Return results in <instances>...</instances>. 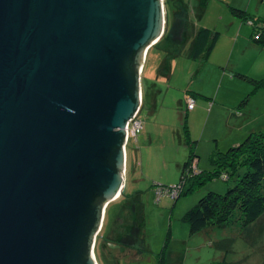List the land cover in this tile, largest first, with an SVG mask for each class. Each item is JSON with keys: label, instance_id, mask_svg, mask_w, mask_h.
<instances>
[{"label": "water", "instance_id": "1", "mask_svg": "<svg viewBox=\"0 0 264 264\" xmlns=\"http://www.w3.org/2000/svg\"><path fill=\"white\" fill-rule=\"evenodd\" d=\"M163 0H0V264H97Z\"/></svg>", "mask_w": 264, "mask_h": 264}, {"label": "rangeland", "instance_id": "2", "mask_svg": "<svg viewBox=\"0 0 264 264\" xmlns=\"http://www.w3.org/2000/svg\"><path fill=\"white\" fill-rule=\"evenodd\" d=\"M166 1L163 34L147 50L140 74L142 129L136 141L127 143L122 194L104 210L94 258L97 264H264V216L243 228L236 211L231 225L193 236L183 220L208 192L224 194L233 187L244 169L228 181L188 182L176 201L164 196L156 202L154 193L180 181L192 147L201 155L197 171L209 173L216 170L209 154L224 153L264 131V90L236 77L264 78V46L251 40L253 30L246 23L240 34L241 20L230 14V8L250 5L249 14L264 20V0H207L199 19V0H185L187 12L180 6L176 12ZM195 28L219 33L205 61L187 56ZM157 70H169L167 79L157 80ZM186 95L195 100L194 112L186 113ZM244 99L246 112L238 108ZM243 123L248 127L240 134Z\"/></svg>", "mask_w": 264, "mask_h": 264}, {"label": "trees", "instance_id": "3", "mask_svg": "<svg viewBox=\"0 0 264 264\" xmlns=\"http://www.w3.org/2000/svg\"><path fill=\"white\" fill-rule=\"evenodd\" d=\"M166 5L174 7L176 12L177 6H180L186 12L189 7L185 0H167ZM206 5L207 0L198 1V14H196L198 19L202 16ZM230 14L246 24L252 22V41L255 44L264 46L263 19H252L243 10L235 8H230ZM184 23L187 29L190 22L185 20ZM218 37V32L203 28L196 29L190 42L187 56L191 60H207L214 49ZM168 74L169 70H157L154 72L157 80L167 79ZM236 77L251 84L255 90H264V78L254 80L243 74H236ZM245 102L246 99L242 100L239 107H242ZM195 158L196 155L192 147L191 153L181 168L180 181L176 185L183 184L182 187L184 188L188 182H192L194 185L202 184L200 183L201 180L208 181L214 178H221L222 175H226V181H228L237 171L244 169V172L241 175H237L235 185L228 188L224 194L208 192L199 199L195 206L186 212L183 220L187 223L191 236L207 231L212 227L224 228L231 225L236 211L240 214L237 220L240 221V225L243 228L255 223L264 216V131L249 134L243 142L237 146L230 147L224 153L213 154L210 158V163L216 165V170L213 172L198 171L193 173L191 166ZM183 188L177 199L182 195ZM190 190L191 188H189L188 192ZM135 196L139 197L136 194ZM122 207L125 208L126 206ZM138 219L140 221V217Z\"/></svg>", "mask_w": 264, "mask_h": 264}, {"label": "built area", "instance_id": "4", "mask_svg": "<svg viewBox=\"0 0 264 264\" xmlns=\"http://www.w3.org/2000/svg\"><path fill=\"white\" fill-rule=\"evenodd\" d=\"M248 24L251 26L252 22H248ZM264 27V24L262 25ZM186 100V110L190 111L194 108L195 105V100L191 97V96H186L185 97ZM142 106V104H141ZM141 106L138 109V111L135 113V115L132 117L131 120H129V122L126 124V135H125V154H126V146L127 143L132 139L134 141L137 140V136L139 135L141 129H142V125L141 122L139 120V113L141 110ZM126 159V156H125ZM191 170L193 171V173H197V168H196V161L194 160L192 162V166H191ZM221 179H223L224 181L227 180V176L226 175H222ZM183 184H178L172 187H168V188H163V187H159L156 188L154 193H155V200L156 202H159V200L166 196V197H170L171 199L175 200L177 199V197L179 196L180 192L182 191V187Z\"/></svg>", "mask_w": 264, "mask_h": 264}, {"label": "crops", "instance_id": "5", "mask_svg": "<svg viewBox=\"0 0 264 264\" xmlns=\"http://www.w3.org/2000/svg\"><path fill=\"white\" fill-rule=\"evenodd\" d=\"M241 9H244L243 11L244 12H246L247 14H248V16L250 17V18H252V19H254V16L253 15H251V14H249V12H250V5H245V6H239ZM232 16V15H231ZM232 17H234V16H232ZM234 18H236V17H234ZM238 20V19H237ZM240 20V19H239ZM236 21H234V23H235ZM241 23L239 24V28H240V30H239V33L240 34H243V29H245L243 26H242V24H245V22H243L242 20L240 21ZM238 24V21L236 22V25ZM247 26H250L249 24H247ZM251 27V26H250ZM252 28V27H251ZM196 29L197 28H195V31H196ZM240 36H237V38H236V42H237V40H238V38H239ZM251 40H252V35H251ZM186 96H190V95H186ZM185 96V97H186ZM216 98H217V95H216ZM241 98V93L240 94H238V96L236 95V100H238V99H240ZM210 104H213V102H210ZM214 106V105H213ZM213 106H212V108H213ZM221 106V105H220ZM238 108L240 109L241 108V110L243 111V112H246V110H245V108H243V107H239L238 106ZM237 108V112L238 111H240L239 109ZM192 112H194L195 111V107L191 110ZM191 111H186V113H188V112H191ZM237 114V113H236ZM235 114V116L237 117V115H242V113L240 112V113H238L237 115ZM247 127L248 126H246L244 123L243 124H241L240 125V128H239V130H240V134H243L244 132H245V130L247 129ZM235 141H237V139L236 140H232V141H230L229 143H230V145H234L236 142ZM194 153H196L195 155H197L198 154V156H196V158H195V161L196 162H198V163H196V168H197V164L199 165L200 164V162H201V155H200V153L198 152V151H196V152H194ZM200 155V156H199ZM213 155V153L210 155L209 154V157L211 158V156ZM209 159V158H208ZM182 168V167H181ZM209 230V229H208Z\"/></svg>", "mask_w": 264, "mask_h": 264}, {"label": "flooded vegetation", "instance_id": "6", "mask_svg": "<svg viewBox=\"0 0 264 264\" xmlns=\"http://www.w3.org/2000/svg\"><path fill=\"white\" fill-rule=\"evenodd\" d=\"M197 172H198V171H197ZM99 232H100V230H99ZM99 232H98V233H99Z\"/></svg>", "mask_w": 264, "mask_h": 264}]
</instances>
